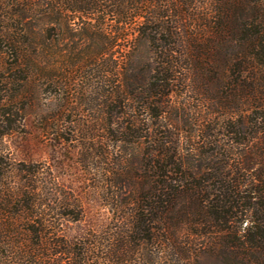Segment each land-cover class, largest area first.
<instances>
[{"label": "trees", "instance_id": "obj_1", "mask_svg": "<svg viewBox=\"0 0 264 264\" xmlns=\"http://www.w3.org/2000/svg\"><path fill=\"white\" fill-rule=\"evenodd\" d=\"M28 114L122 211L69 236L0 146V264H264V0H0V141Z\"/></svg>", "mask_w": 264, "mask_h": 264}, {"label": "rangeland", "instance_id": "obj_2", "mask_svg": "<svg viewBox=\"0 0 264 264\" xmlns=\"http://www.w3.org/2000/svg\"><path fill=\"white\" fill-rule=\"evenodd\" d=\"M139 49L143 53L147 46L142 44ZM179 91L177 88L173 95L176 100L183 97ZM0 146L15 161L47 163L60 182L80 198L83 216L79 221L68 224L69 236H80L88 230H99L108 223L112 215L121 213V208L107 204L95 184L93 186L95 181L89 180L86 175L83 165L79 162L77 149L69 143L58 142L44 132L34 114H28L24 118L21 129L4 135Z\"/></svg>", "mask_w": 264, "mask_h": 264}]
</instances>
